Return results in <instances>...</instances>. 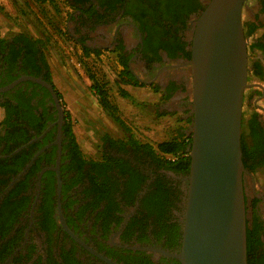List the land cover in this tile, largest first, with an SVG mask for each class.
Masks as SVG:
<instances>
[{
    "label": "flooded vegetation",
    "instance_id": "1",
    "mask_svg": "<svg viewBox=\"0 0 264 264\" xmlns=\"http://www.w3.org/2000/svg\"><path fill=\"white\" fill-rule=\"evenodd\" d=\"M208 1L91 0L96 12L69 17L86 30L79 33L84 41L75 40L113 52L119 74L125 59L129 75L120 81L158 87L168 100L161 106L187 109V126L175 135L187 137L192 35ZM241 21L249 257L250 264H264V0H246ZM27 39L0 30V89L13 83L0 91V203L14 188L13 198L27 199L5 239L20 237L0 264H181L174 255L181 247L189 171L167 168L148 149L119 137L109 136L111 142L102 135L93 155H85L47 76L41 44Z\"/></svg>",
    "mask_w": 264,
    "mask_h": 264
},
{
    "label": "water",
    "instance_id": "2",
    "mask_svg": "<svg viewBox=\"0 0 264 264\" xmlns=\"http://www.w3.org/2000/svg\"><path fill=\"white\" fill-rule=\"evenodd\" d=\"M245 1L209 0L192 35L189 183L180 252L174 255L181 264L247 262L241 152ZM46 85L53 90L52 84Z\"/></svg>",
    "mask_w": 264,
    "mask_h": 264
},
{
    "label": "rangeland",
    "instance_id": "3",
    "mask_svg": "<svg viewBox=\"0 0 264 264\" xmlns=\"http://www.w3.org/2000/svg\"><path fill=\"white\" fill-rule=\"evenodd\" d=\"M54 3L55 6L38 4L35 0H0V30L3 35L26 33L43 42L42 53L51 81L60 93L77 143L85 155H93L102 135L124 138L132 134L156 147L160 141L174 137L178 127L187 126L184 120L187 109L178 110L172 103L170 109L161 106L168 100L158 87L120 81L121 67L113 52L101 48L97 55L85 54L75 38L84 41L79 33L84 35L86 30L70 20L71 9L64 0ZM89 75L107 91L129 132L103 110Z\"/></svg>",
    "mask_w": 264,
    "mask_h": 264
},
{
    "label": "trees",
    "instance_id": "4",
    "mask_svg": "<svg viewBox=\"0 0 264 264\" xmlns=\"http://www.w3.org/2000/svg\"><path fill=\"white\" fill-rule=\"evenodd\" d=\"M54 1L55 0H35V2L38 4L49 3L55 6ZM64 2L66 6L71 9V12L69 13V15L72 13V11L85 13V12H90L92 10V12H96L93 5L90 4L91 0H64ZM27 36L29 37V40L31 37L34 43H40L41 48H42L43 42L40 39L33 38L32 36L26 33H19V37H21L24 41L28 40ZM79 45L81 46L82 51L85 54L93 53L97 55L100 53V49L90 50L86 45L80 42H79ZM41 59H42V62L45 63L48 78H51L49 68H48V65L45 61L43 54L41 56ZM120 63H121V66H123V69H121L119 76L121 77V75L122 76L129 75V71L126 69L125 59H120ZM89 77L92 80V83H93L92 88L95 89V92L98 95V98H99V101H100V104L103 110L107 112L108 115L114 120V122H116L124 131L129 132L124 121L117 114V108L110 102L107 91L103 89V87L98 85L96 81H94L93 76L89 75ZM129 78L132 79L131 76H129ZM123 82L139 84L138 81L124 80ZM57 93H58V96L60 97V93L58 91ZM122 95L125 97H130L125 92H122ZM164 97H166L165 94H164ZM104 136L106 138L109 137L108 135H104ZM110 140L111 142H114L112 138ZM124 140L132 144H136L142 148L148 149L154 155V157L158 161H160L163 166L167 168H170L174 171L186 172V173H188L189 171L190 156H189V151L186 150V146L191 142L190 135H188L187 137L185 135L174 136L168 140L160 141L159 143L156 144V147H153L152 145L148 143H141L138 139L134 138L132 134H127L125 135L123 139H118V141H124ZM246 149H247V143L245 142L243 135H241V152H242V162H243L244 167H246V162H245ZM168 154L181 155L183 157H179L176 160H172L171 158L170 159L166 158V155ZM0 182L4 183L5 181L0 178ZM15 193H16L15 188L11 189V193L6 195L2 199V202L0 203V240L2 239V241L0 242V262L4 261V259L12 252L18 237H20V232H19L18 235H13L12 237L5 239V237L7 236V233L10 231L12 227L11 226L12 221H14L15 216H17L19 213L18 211L25 206L26 201H27L25 197L13 198ZM251 238H252V233L250 232L248 225H247V221H246V257H247L246 264H250V257H249L250 252L249 251H250V243L252 240Z\"/></svg>",
    "mask_w": 264,
    "mask_h": 264
},
{
    "label": "crops",
    "instance_id": "5",
    "mask_svg": "<svg viewBox=\"0 0 264 264\" xmlns=\"http://www.w3.org/2000/svg\"><path fill=\"white\" fill-rule=\"evenodd\" d=\"M163 97H164V96H163ZM164 98H165V97H164ZM148 101H149V102H151V103H153V102H154V100H151V99H149Z\"/></svg>",
    "mask_w": 264,
    "mask_h": 264
},
{
    "label": "built area",
    "instance_id": "6",
    "mask_svg": "<svg viewBox=\"0 0 264 264\" xmlns=\"http://www.w3.org/2000/svg\"><path fill=\"white\" fill-rule=\"evenodd\" d=\"M166 158H167V159H170L171 157H170L169 155H166Z\"/></svg>",
    "mask_w": 264,
    "mask_h": 264
}]
</instances>
